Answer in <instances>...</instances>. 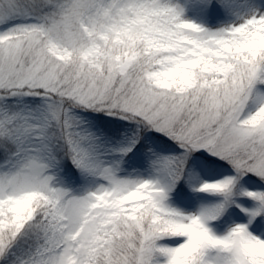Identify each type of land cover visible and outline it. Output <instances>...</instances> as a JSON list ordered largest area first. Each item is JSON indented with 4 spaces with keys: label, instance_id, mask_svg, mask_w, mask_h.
<instances>
[{
    "label": "snow or ice",
    "instance_id": "obj_1",
    "mask_svg": "<svg viewBox=\"0 0 264 264\" xmlns=\"http://www.w3.org/2000/svg\"><path fill=\"white\" fill-rule=\"evenodd\" d=\"M0 264H264V0H0Z\"/></svg>",
    "mask_w": 264,
    "mask_h": 264
}]
</instances>
